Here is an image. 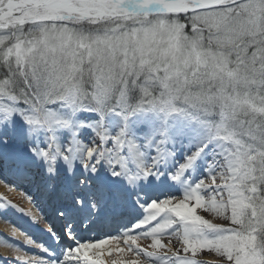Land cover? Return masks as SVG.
Segmentation results:
<instances>
[{
    "label": "snow or ice",
    "instance_id": "snow-or-ice-1",
    "mask_svg": "<svg viewBox=\"0 0 264 264\" xmlns=\"http://www.w3.org/2000/svg\"><path fill=\"white\" fill-rule=\"evenodd\" d=\"M0 180V264H264V0H0Z\"/></svg>",
    "mask_w": 264,
    "mask_h": 264
},
{
    "label": "rangeland",
    "instance_id": "rangeland-1",
    "mask_svg": "<svg viewBox=\"0 0 264 264\" xmlns=\"http://www.w3.org/2000/svg\"><path fill=\"white\" fill-rule=\"evenodd\" d=\"M9 182L10 183L12 182L11 178H9ZM0 184H1L0 185V198L7 200L11 205L15 206V208L9 209L6 220L3 217H0V222L7 224L12 230H16L14 227V224L16 225L19 224V226L21 227L20 229L29 228V230L31 231L32 229L30 228L29 224L26 223L24 219L21 220L19 218L21 215L20 212L16 211V209H22L25 213H30L32 215H35L37 218H39V212L37 208L33 205V203L29 200L28 196L26 195V192L23 189V185H18L17 187H9L8 184L3 182V180H0ZM2 185H4L3 188L1 187ZM0 206H2V204H0ZM12 217L14 219H12ZM27 218L29 219L28 216ZM18 221L20 223H18ZM13 235L14 234H9L7 232H4V230L0 229V243H2L1 245L4 246V238H12L14 237ZM19 236L15 238L17 241H21L23 239L22 235H19ZM10 249L11 251L9 252V254H3V253H0V254H3L9 257H15L17 255L16 251L12 248ZM207 255L209 257V264H214V262L211 259L212 254H207Z\"/></svg>",
    "mask_w": 264,
    "mask_h": 264
},
{
    "label": "bare ground",
    "instance_id": "bare-ground-1",
    "mask_svg": "<svg viewBox=\"0 0 264 264\" xmlns=\"http://www.w3.org/2000/svg\"><path fill=\"white\" fill-rule=\"evenodd\" d=\"M1 185V184H0ZM2 188L4 187V185H2L1 186ZM1 188V189H2ZM5 190V189H4ZM23 199V198H22ZM21 216V215H20ZM13 218V217H12ZM21 218H23V216H21ZM27 219V218H26ZM0 229L1 230H4V232H7V233H9V234H14L13 236L16 238V237H18V235H16V232H17V229L16 230H12L7 224H5V223H1L0 222ZM20 237V236H19ZM2 243H0V245H1ZM11 251V249L10 248H6L5 246H3V245H1L0 246V253H3V254H9V252ZM104 259H105V261H106V264H111V258L110 257H108L107 255H105V257H104Z\"/></svg>",
    "mask_w": 264,
    "mask_h": 264
}]
</instances>
